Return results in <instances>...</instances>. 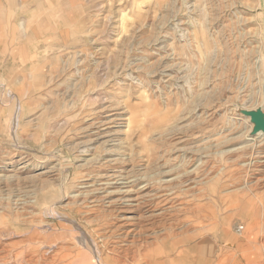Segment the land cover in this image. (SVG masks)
I'll return each mask as SVG.
<instances>
[{
    "label": "rangeland",
    "instance_id": "obj_1",
    "mask_svg": "<svg viewBox=\"0 0 264 264\" xmlns=\"http://www.w3.org/2000/svg\"><path fill=\"white\" fill-rule=\"evenodd\" d=\"M26 1L0 0V264H264V0Z\"/></svg>",
    "mask_w": 264,
    "mask_h": 264
},
{
    "label": "bare ground",
    "instance_id": "obj_2",
    "mask_svg": "<svg viewBox=\"0 0 264 264\" xmlns=\"http://www.w3.org/2000/svg\"><path fill=\"white\" fill-rule=\"evenodd\" d=\"M110 115V114H109ZM249 117V116H248ZM250 118V117H249ZM114 119H112L113 121ZM118 121V120H117ZM115 124V123H113ZM112 124V125H113ZM110 125V124H109ZM113 127V126H112ZM120 127V126H119ZM110 128V127H109ZM108 130V129H106ZM109 132V131H108ZM261 135H264L263 132H258ZM257 134V133H255ZM254 134V135H255ZM245 147V146H244ZM173 178H171L172 180ZM115 181V180H114ZM114 181L112 183H114ZM165 181H170V180H165ZM116 182H118L120 185L122 184V189L119 191H121V201L124 200L125 204H123V209L125 210V216L123 217L124 223L125 225H133L135 223V220L137 219V210H138V205H139V198H140V194L142 193V191H138L136 189L133 190V188H131V183L132 180L130 177H119L118 180H116ZM134 182V180H133ZM146 185V184H145ZM142 185L140 188H145L146 186ZM121 188V187H120ZM120 193V192H119ZM123 202V201H122ZM122 206V205H121ZM141 218V217H140ZM129 232V231H128ZM104 260V259H103ZM102 260V261H103Z\"/></svg>",
    "mask_w": 264,
    "mask_h": 264
},
{
    "label": "water",
    "instance_id": "obj_3",
    "mask_svg": "<svg viewBox=\"0 0 264 264\" xmlns=\"http://www.w3.org/2000/svg\"><path fill=\"white\" fill-rule=\"evenodd\" d=\"M244 113L250 117V121L254 124L252 134L254 135L258 132L264 133V111L257 109L244 111Z\"/></svg>",
    "mask_w": 264,
    "mask_h": 264
},
{
    "label": "crops",
    "instance_id": "obj_4",
    "mask_svg": "<svg viewBox=\"0 0 264 264\" xmlns=\"http://www.w3.org/2000/svg\"><path fill=\"white\" fill-rule=\"evenodd\" d=\"M27 2H28V1L23 0V3L25 4L26 8H27V4H28ZM23 7H24V5H23ZM24 8H25V7H24ZM25 26H26V27H25ZM28 29H29V23H28V25L25 23V25H24V29H23V42H24V44H23L22 51L24 52L23 57L26 58V59H27V58H31V55H32L31 50L28 51L26 48H24V47H26V45H28L27 43H25V42H27L28 38L24 37V35H27V33H28ZM31 60H32V59H31ZM23 64H24V67H26V65H29L27 62H24Z\"/></svg>",
    "mask_w": 264,
    "mask_h": 264
}]
</instances>
